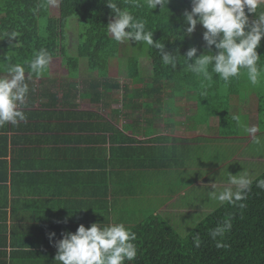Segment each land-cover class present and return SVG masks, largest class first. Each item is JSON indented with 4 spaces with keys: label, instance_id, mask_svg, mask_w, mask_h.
Instances as JSON below:
<instances>
[{
    "label": "trees",
    "instance_id": "obj_1",
    "mask_svg": "<svg viewBox=\"0 0 264 264\" xmlns=\"http://www.w3.org/2000/svg\"><path fill=\"white\" fill-rule=\"evenodd\" d=\"M55 1L58 12H53L52 4H49L48 0H0V36L4 33L17 34L15 39L8 36L0 39V70L6 73L9 65L24 64L27 79L29 69L26 62L33 59L35 53L43 48L47 49L53 58H63L74 76L78 74L80 59L87 61L90 72H98V78L82 80V90L78 89L77 82H66L60 99L57 93L51 95L45 84L39 88L45 93V97L49 98L43 106L59 104L65 109H71L65 116L66 118L68 115L69 119L64 120L69 122L65 126H68L69 131L84 129L94 132V140L100 143L95 148V169L97 173L103 171L105 176L97 175L101 182H97L95 187L94 220H91V214L89 222L87 217L84 219L81 216L79 225L83 223L90 227L92 222L105 225L123 223L134 232L137 257L133 261H126L125 264H264V189L256 187V181L264 179V170H260L252 179L247 199L243 201L245 207H239L238 203L221 204L213 199L214 209L204 216L198 214V220L186 233H182L166 220L161 214L162 211L158 212L159 206L166 200L157 206H145L142 212L133 206L138 203L139 194L152 189V184L144 182V177H140L144 173L140 175V172L168 169L172 166L167 164L170 161L167 160L169 155L178 167L190 163L189 152L192 143L188 138L172 137L169 134L152 136L159 128L157 118L163 110L173 114L164 119L168 125L167 130L172 131V126L184 123L176 121L174 117L183 113V108L177 105V99L195 101V113L198 115L196 123L200 126L207 124L209 127L223 128L231 124L230 119L241 108L237 101H241L243 105L244 100L249 98L244 99L245 96L254 94L258 96V121L261 122L260 118L264 114V38L257 49L261 55L258 62L261 83L255 86L254 91L244 90L251 83L246 70L242 69L241 75L233 78L227 87L223 80L212 73L213 80L206 82L209 83L206 94L201 95V91H205L201 86V78L191 72L186 58L183 57L191 47L198 49L197 56L208 50L203 39L205 29L201 25L198 24L191 35L185 34L188 26L185 12L191 11L192 0H170L168 8L163 10L160 6L149 10L146 5L135 7L125 0H117L119 7L128 8L136 17L145 20L147 30L153 32L154 40L164 43L166 50L178 57L177 67L173 69L162 63L158 49L148 47L146 55L151 59L153 74L149 80H143L139 76L140 55L133 53L125 60H120L122 71L129 81L127 84H121L119 80L109 77L107 67L100 65L101 58L117 57L120 52L119 43L107 32V25L111 20L106 0ZM73 18L78 21L79 33L76 56L70 55L67 42V29ZM255 18L256 14H250V20ZM212 50L215 51L214 46ZM194 59L190 62H194ZM46 74H32L31 78L27 79L30 92L26 106L34 104L38 94L37 79ZM129 84L132 90H129ZM120 88L125 90L121 99L122 108L111 107L110 112L106 113L109 118H105L106 114L99 110L79 111L76 102L79 97L89 99L106 109L111 106L110 101H120L114 97V93ZM146 103L152 105L146 107ZM154 111L158 112L157 116L153 114ZM123 115L133 116V123L120 128L118 122ZM87 116H93L96 122L87 126L84 124ZM142 116H145V122L150 124L141 131L144 138L126 134L127 129H139ZM73 117L79 122L71 123ZM189 117L191 118V115ZM230 133L231 130L224 131V135ZM197 138L199 137L194 140ZM143 150L146 151L142 153ZM148 151L151 152L152 159L147 158ZM180 174L182 173L176 175ZM107 175L110 176L106 177ZM186 186L188 185L184 187ZM139 188L143 189L140 193ZM146 203L145 200L144 205ZM86 212L87 210L84 213ZM225 220H230L232 227L223 238L225 246L217 247V240L211 238L210 232ZM73 225L62 226L59 239L67 232H75L79 225ZM197 234L202 241L200 247H196L193 242V237ZM25 241L26 246H37L28 238ZM16 245L23 246L20 242ZM41 246L42 250L24 248L21 252L12 254L10 260L7 254L2 253L0 259L3 264H58L55 261L57 249L55 251L54 241L41 243ZM49 247L52 248L51 251ZM16 258L21 259L15 261Z\"/></svg>",
    "mask_w": 264,
    "mask_h": 264
},
{
    "label": "clouds",
    "instance_id": "obj_2",
    "mask_svg": "<svg viewBox=\"0 0 264 264\" xmlns=\"http://www.w3.org/2000/svg\"><path fill=\"white\" fill-rule=\"evenodd\" d=\"M48 2L54 4L55 0ZM125 2L135 7L146 5L149 10L160 6L163 10L170 0ZM106 3L115 14V18L107 25V32L114 41H135L158 49L164 65L173 69L177 67L178 57L167 51L164 43L154 40L153 32L147 30L145 20L136 17L128 8L119 7L117 0H106ZM253 13L256 18L250 20V14ZM185 21L188 25L185 32L187 35H191L198 24L205 29L203 39L208 50L197 56L198 49L191 47L183 56L191 72L201 78V86L205 89L201 91V95L206 94V88L213 80L212 73L224 81L225 87L233 78L241 75L242 69L246 70L251 85L257 86L261 83V69L258 64L261 55L257 49L264 38V0H192L191 11L185 12ZM6 36L15 39L17 34L4 33L0 39ZM213 46L215 51L212 50ZM193 58L194 62H190ZM52 59L53 56L47 49H40L33 59L26 62L29 69L27 79H30L32 74H50ZM7 72L8 75L0 76V127L6 124L18 126L20 122L27 120L22 110L27 104L30 92L25 65L11 64L7 67ZM232 120L244 134L253 137L254 144L264 143V140L256 135L259 129L255 125L249 126L240 115H233ZM228 183L235 186V189L227 187L218 194L213 192L211 198L221 204L238 203L239 207H245L243 201L247 199L253 183L248 173L245 171L243 174H230ZM256 187L264 189V179H258ZM231 227V221L225 220L212 229L210 236L217 240V247L225 246L223 238ZM55 236V232L49 233V240L53 241ZM135 239V233L123 223L105 225L97 222L92 223L90 227L81 224L75 232H67L63 234L62 239L54 241L57 248L55 261L58 264H125L126 261H133L137 257ZM193 242L196 247H200L202 241L198 234L193 237Z\"/></svg>",
    "mask_w": 264,
    "mask_h": 264
},
{
    "label": "crops",
    "instance_id": "obj_3",
    "mask_svg": "<svg viewBox=\"0 0 264 264\" xmlns=\"http://www.w3.org/2000/svg\"><path fill=\"white\" fill-rule=\"evenodd\" d=\"M81 63L82 60H78L77 76H74L70 67L66 65L69 73L61 76L60 79H55L52 75L41 77L34 104L22 108L27 120L20 122L18 126L6 124L0 127V254H7L9 260L12 254H17L24 248L42 250L41 243L50 242L49 233L55 232L56 236L53 241H55L54 239L58 240L61 238L60 229L62 226L79 225L81 216L84 219L87 217L89 222L91 214V220H94L95 187L97 182H101L97 175L105 176L103 171L101 174L97 173L95 169L97 161L95 148L100 143H96L94 140V132L84 129L69 131L68 126L65 127L69 122L64 120L69 119L68 115L66 118L65 116L66 113H70L71 109L69 107L65 109L59 104L43 106V103L48 102L49 98L45 97V93L39 89L45 84L47 91L51 92V95L57 93L60 99L62 98L63 85L66 82L82 84V80H88L86 78L91 80H94L95 77L98 78V75L88 77L81 75ZM88 72L90 71L88 70ZM3 73L8 75V72ZM0 76L2 75L0 74ZM44 79H46L45 82ZM124 91L120 92L124 94ZM51 95L48 94L49 97ZM84 101L90 103L89 99L80 97L76 100L79 111H98L85 107ZM105 118H109L107 114ZM121 119L124 122H120ZM126 119H130V121H125ZM159 119L160 117L157 118L158 122ZM75 120L78 119L71 118V123L79 122ZM85 120L84 124L87 126L96 122L93 116L92 118L87 116ZM139 121H145L143 116ZM132 123L133 116L123 115L119 118L120 128ZM138 130L127 129L125 133L129 136L137 134L136 137L144 138L143 135L138 136L143 130V126ZM156 131L152 136L169 134L176 137L175 133H156ZM144 151L146 150H143L142 153ZM150 153L148 151V159L151 158ZM153 153L155 154V152ZM169 159L167 164L173 167L174 161L172 162L170 155L167 160ZM143 171L140 172V175L146 173V170ZM191 183L199 185L202 183V178H197ZM213 185L221 187L224 183H214ZM142 190L139 188L138 193ZM219 192L217 189L216 193ZM162 205L165 206L161 204L158 212H161ZM86 210L87 212L84 213ZM27 238L37 246H26L24 242ZM18 242L23 246L16 245ZM54 249L56 251L57 248L54 247ZM20 259L16 258L15 261ZM0 264H3L1 259ZM18 264H25V262Z\"/></svg>",
    "mask_w": 264,
    "mask_h": 264
},
{
    "label": "rangeland",
    "instance_id": "obj_4",
    "mask_svg": "<svg viewBox=\"0 0 264 264\" xmlns=\"http://www.w3.org/2000/svg\"><path fill=\"white\" fill-rule=\"evenodd\" d=\"M52 9L53 12H58L56 1L52 4ZM114 18L115 14L110 9V20L112 21ZM67 31L68 50L70 55L76 56L78 54L79 33L78 21L75 18L70 21ZM119 44L120 52L117 57L101 58L100 61L101 66H106L108 68L109 77L113 80H119L121 84L129 83L122 71L120 60H125L131 54L136 53L140 55L139 76L143 80H149L153 74V69L151 59L146 55L148 46L139 44L135 41ZM80 60H82L80 65L81 75L87 77L98 75V72H88L87 61L85 59ZM66 65L63 58H53L49 68L50 74L47 73L44 77L52 75L53 78L60 79L61 76H65L69 73V69ZM0 74L6 76L1 70ZM46 79H44V82ZM40 83V78H38L37 86ZM129 86V90H132L131 84H129ZM82 87L83 85L79 84L78 89L82 90ZM254 88L255 86L249 85L247 89L244 90L250 92L254 91ZM121 90L124 91V89L120 88L114 93V97L117 99L119 98L120 101H110L109 103L111 106L109 108H102L98 104L91 102V100L90 103L84 101L83 105L92 110H102L104 114L107 112L109 113L111 107H122L121 99L123 93L120 92ZM244 99L247 100H244L243 105L241 101H237L241 106V110H237L235 114L240 115L241 119L249 126L255 125L259 129L256 135L264 140V114L260 118L261 122H259V115L257 112V108L259 107V102H257L258 96L251 94L247 97L245 96ZM151 105L150 103L145 104L146 107ZM177 105L183 108V113L174 115L175 120L183 121L184 123L179 126H172L174 127H171L172 131H167L166 127L168 125L164 119L173 114L163 110L160 112V119L159 122H157L159 129L156 133H175L176 137L188 138L190 143H192V149L189 152V166L185 163L182 167L174 165L168 170H147L146 173L140 177H144V182H150L152 184V189H150V193L142 192V195L139 194L137 197L138 203L133 206L137 211L142 212L145 210V206H150L151 204L157 206L164 200H167L163 203L165 206L162 205L161 207V211L163 212L161 214L182 233H186L198 220V214H203L204 216L215 207L210 193H216L217 189L223 191L227 187L235 189V186L228 183L230 174H243V172L246 171L250 178L253 179L260 170H264V143L260 145L254 144L253 137L244 134L232 118L230 119L231 124H227L226 127L223 128L221 126L209 127L207 124L200 126V124L196 123L198 115L195 113V101H187V99L181 98L177 99ZM153 114L157 116L158 112L154 111ZM190 115L191 118L189 117ZM145 116H143L144 119ZM199 116H202V114H199ZM122 121L124 122L123 119L120 120V122ZM125 121H130V119H126ZM149 125V123L143 121L142 125L139 127L141 128L143 126L146 128V126ZM226 130H231V133L224 135V131ZM136 135L137 134H135V136ZM138 136L141 137L142 133L138 134ZM196 137H199L196 139L197 141L194 140ZM178 173L182 174L176 175ZM200 177L202 178L201 184L195 185V183H193L183 188L185 185H188L189 182ZM220 182H223L224 185L221 187L213 185L214 183L217 184ZM154 191L158 193H154ZM164 191H166V193H164ZM144 199L147 202L145 205ZM215 204H217V201H215Z\"/></svg>",
    "mask_w": 264,
    "mask_h": 264
}]
</instances>
